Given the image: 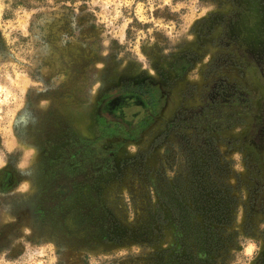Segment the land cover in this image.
<instances>
[{"label": "rangeland", "instance_id": "1", "mask_svg": "<svg viewBox=\"0 0 264 264\" xmlns=\"http://www.w3.org/2000/svg\"><path fill=\"white\" fill-rule=\"evenodd\" d=\"M256 1L264 2L0 0V264H167L183 242L196 248L194 240H184L183 232L177 231L161 199L162 194L175 195L169 188L162 193L164 180L174 178L175 170L166 150L169 157H182L177 164L182 172H187L192 154L175 135L166 142L160 139L158 147L148 152L150 143L166 129L161 121L139 143L126 145L116 157L115 168L102 176V199L120 242L69 243L64 231L55 235L46 228L40 232L24 200L33 194L31 177L40 157L38 146L49 138L52 146L59 145L66 128L87 134L98 98L122 79L162 84L168 97L165 123L174 119L178 109L192 115L202 94L217 82L232 87L222 97L228 104L235 103L238 116L243 97L248 108L253 103L255 115H260L264 59L258 70L255 63L253 68L240 65L238 54V49L241 55L245 51L242 34L253 36L251 31L262 23L253 10ZM237 4L246 11H239L233 22ZM260 13L264 20V12L259 17ZM185 55L192 61L191 70L182 71L178 79L168 68L178 66L176 61ZM181 64L187 65L186 61ZM227 114L220 115L223 119ZM244 119L215 143L208 140L207 147L198 138L206 147L198 157L219 163L222 173L215 179L238 204L234 214L228 212L230 224L218 233L220 249L212 246L209 253L201 243L200 249L208 252L205 264H255L264 254V161L258 157L264 153V144L259 152L247 144L254 142L260 148L252 118ZM193 130L188 123L186 135L196 136ZM191 141L197 154V138ZM176 145L184 146V152L177 151ZM163 158L169 164L167 170L161 164ZM9 170L14 176L11 190L3 184ZM192 264L201 263L193 260Z\"/></svg>", "mask_w": 264, "mask_h": 264}, {"label": "flooded vegetation", "instance_id": "2", "mask_svg": "<svg viewBox=\"0 0 264 264\" xmlns=\"http://www.w3.org/2000/svg\"><path fill=\"white\" fill-rule=\"evenodd\" d=\"M256 2L257 7H253V10L255 9L256 18L262 20V23L260 28L251 31L253 36L242 34L241 46L245 51L241 50V55L238 49V54L240 65L245 63L248 68H253L255 63L256 68L261 70L264 52L261 50V41L258 37L263 36L261 39L264 41V20L263 13L262 15L260 13V17L258 15L259 12H264V2ZM237 8V11L231 14L233 22H237L239 18L237 16L246 11L238 4ZM181 59L186 61L187 65H182V61L177 60L178 66L168 68L174 70L178 79L183 77L182 71L191 70L189 65L192 61L189 60V55L182 56ZM226 89L232 87L217 82L208 88V92L202 94V102L192 115L189 116L188 110L178 109L174 119L166 123L163 113L168 106V97L161 83L142 79H122L104 91L92 112L87 134L74 127L66 128L62 132L66 134L65 139L59 145L52 146L48 142L49 138L43 146H38L40 157L39 161L35 162L31 177L33 194L24 201H28L26 205L33 211L40 232L46 228L52 229L55 235L64 231L65 240L69 243L79 240L87 244L120 242L115 230L116 223L102 199V176L115 168L116 157L126 145L139 143L152 126L161 121L166 129L150 143L148 152L158 147L160 139L166 142L169 135H175L183 139L182 144L190 150L189 154H192L187 172L185 170L182 172L183 169L177 165L182 157L177 156L178 154L174 158L172 155L169 157L166 150V159L168 163L172 162L171 169L175 170L174 178L167 177L164 180L162 193L169 188L175 195L169 198L168 194H162V204L170 210L177 231L185 235L183 239L190 242L194 240L196 246L192 248L183 242L182 249L170 256L167 264H192L193 260L205 264L208 252L200 249L201 243L209 249V253L212 246L220 249L218 233L230 224L228 212L230 210L234 214L238 204L234 197L230 199L226 196L225 188L219 186L215 179L217 174L222 173L219 163H211L208 158L198 156L203 154L208 140L215 143L225 130L243 123L246 117L252 118L251 127L254 128L252 132L260 148L257 150L254 142L247 144L258 152L264 144V110L260 115H255L253 103L250 104V110L248 99L243 97L239 102L241 114L238 116V111H234L235 103L228 104L222 97ZM260 105L264 107V98ZM223 107L228 108L224 110ZM225 112L230 114L222 119L223 115L220 114ZM188 123L196 136L186 135ZM56 138L61 139V136L58 135ZM192 138H197V142L200 138L199 141L206 146L202 147L198 142V147L195 148L197 152L199 151L197 154L192 150ZM184 146L176 145L175 149L179 148L184 152ZM261 154L263 156L258 157L263 163L264 153ZM165 162L163 158L161 164L166 166L167 170L169 164L166 165ZM13 181L14 176L9 170L4 174L3 180L6 189ZM161 207V216L166 221V211L162 205ZM204 254L206 255L203 256ZM255 264H264V254Z\"/></svg>", "mask_w": 264, "mask_h": 264}]
</instances>
